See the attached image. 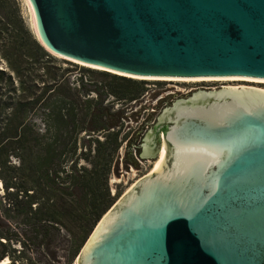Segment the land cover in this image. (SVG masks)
Instances as JSON below:
<instances>
[{
    "label": "water",
    "instance_id": "95a60500",
    "mask_svg": "<svg viewBox=\"0 0 264 264\" xmlns=\"http://www.w3.org/2000/svg\"><path fill=\"white\" fill-rule=\"evenodd\" d=\"M52 56L136 78L264 80V0H20ZM78 64V65H79ZM145 139L154 170L78 264H264V91L198 92Z\"/></svg>",
    "mask_w": 264,
    "mask_h": 264
},
{
    "label": "trees",
    "instance_id": "16d2710c",
    "mask_svg": "<svg viewBox=\"0 0 264 264\" xmlns=\"http://www.w3.org/2000/svg\"><path fill=\"white\" fill-rule=\"evenodd\" d=\"M67 72L28 28L21 1L0 0V264H34L28 247L58 237L74 260L121 196L110 190L113 163L125 143L130 165L136 142L135 133L121 134L122 123L148 108L128 115L108 99L137 102L145 82L100 71L111 82L105 91L83 75L72 84ZM58 257L46 254L44 264Z\"/></svg>",
    "mask_w": 264,
    "mask_h": 264
},
{
    "label": "rangeland",
    "instance_id": "374dc122",
    "mask_svg": "<svg viewBox=\"0 0 264 264\" xmlns=\"http://www.w3.org/2000/svg\"><path fill=\"white\" fill-rule=\"evenodd\" d=\"M54 57L58 63L62 66V71L68 70L66 73V77L69 79V81L74 84L77 82V79L80 75L85 76L84 77V83H93L96 86L102 85L105 87V91L107 90L106 86L110 84V80L100 76L99 72L100 70L90 69L78 64L77 68L71 67L67 64H62L63 59ZM66 61V60H64ZM69 62V61H67ZM91 71L90 72H86ZM108 73V72H107ZM111 74V73H109ZM114 75V74H113ZM136 81H143L145 82L144 86V92L143 96L137 101V102H131L128 103L126 101L115 102L113 98L108 99L109 104H113V107L116 109H126L127 108V114H131L136 111H141L143 107L148 108V111L141 112V115L139 116L137 122H134L133 120H126L125 123H122L121 127V134L129 133L131 136L132 132H136L138 128L141 129V125H147L146 130L152 127V123H156L157 118L160 116L161 112L171 107L175 102L179 100H186L190 98L192 95L198 93V92H217L222 89H243V90H256V91H264V84H258V83H249V82H243V81H220V82H195V83H187V82H176V81H161V80H142V79H133ZM93 97V96H92ZM107 104V102H106ZM67 107L62 108V113L66 114ZM152 112V113H151ZM154 112V113H153ZM143 129V127H142ZM65 133V132H63ZM87 132H83L80 134V137L85 138V134ZM92 134V133H91ZM95 137H98L102 139V133H95ZM83 139H80V141L77 143V154H79L81 151L83 152ZM164 148V147H163ZM163 148L161 152H163ZM127 149V146L125 143L122 144L120 150H119V156L116 160H114L113 165H119V167L116 169L117 171H114L113 174L110 177L109 185L111 194L115 195L116 193H120L122 197L129 191L139 180L144 178L145 176L149 175L153 169H154V163L159 160V157L161 159L162 154H158L157 160L154 162H143L137 164V166H131L128 165L125 167L124 164V157H125V151ZM119 197V198H120ZM62 238L58 237L55 242H53L51 245H48L45 248H36L33 245H30L28 247L27 253L28 256L31 257L34 264H44L46 261V254H56L58 259H56L51 264H78L77 263V257L70 261L69 258H67V250L65 249V244L62 242ZM65 241V240H64ZM19 250V249H18ZM7 264L9 261L4 260ZM3 261V262H4ZM3 264V263H1Z\"/></svg>",
    "mask_w": 264,
    "mask_h": 264
},
{
    "label": "bare ground",
    "instance_id": "6f19581e",
    "mask_svg": "<svg viewBox=\"0 0 264 264\" xmlns=\"http://www.w3.org/2000/svg\"><path fill=\"white\" fill-rule=\"evenodd\" d=\"M60 59H64L59 56H55ZM76 63V62H75ZM79 64V63H77ZM81 66L90 68V69H95V70H100V71H105L101 68L94 67V66H88V65H83L79 64ZM136 79H142V80H161V81H176V82H187V83H195V82H220V81H243V82H249V83H258V84H264V80L262 79H254V78H240V77H201V78H136ZM162 154V152H161ZM162 156V155H161ZM155 162L154 168L158 164V162ZM154 170V169H153ZM3 264L6 263L5 261L2 262Z\"/></svg>",
    "mask_w": 264,
    "mask_h": 264
},
{
    "label": "flooded vegetation",
    "instance_id": "af4514ba",
    "mask_svg": "<svg viewBox=\"0 0 264 264\" xmlns=\"http://www.w3.org/2000/svg\"><path fill=\"white\" fill-rule=\"evenodd\" d=\"M152 124H153L152 127L149 128L147 131H145L147 129L146 128L147 125H144V126H142L143 129L141 132H132V134L135 133V135H136V142L132 147L134 149V156H133V158L128 157L126 159V162L129 163L131 166L136 167L137 164H139V163L141 164L143 162H149V161L154 162L155 160H157L158 156L156 158H142L143 146L145 145V139L148 135H151L153 133V132H148L150 129H152L154 127V123H152ZM162 148H163V146H162ZM162 148L160 150H158V154L161 152ZM154 165H155V163H154Z\"/></svg>",
    "mask_w": 264,
    "mask_h": 264
}]
</instances>
